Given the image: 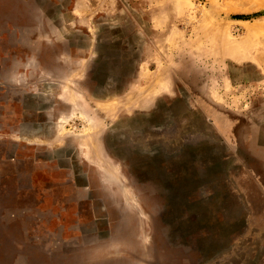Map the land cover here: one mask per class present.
<instances>
[{"label": "rangeland", "instance_id": "374dc122", "mask_svg": "<svg viewBox=\"0 0 264 264\" xmlns=\"http://www.w3.org/2000/svg\"><path fill=\"white\" fill-rule=\"evenodd\" d=\"M0 264H264V0H0Z\"/></svg>", "mask_w": 264, "mask_h": 264}]
</instances>
